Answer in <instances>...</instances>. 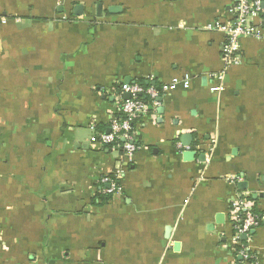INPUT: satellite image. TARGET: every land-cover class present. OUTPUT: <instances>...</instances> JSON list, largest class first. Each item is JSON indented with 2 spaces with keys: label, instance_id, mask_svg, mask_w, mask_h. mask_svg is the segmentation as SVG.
I'll return each instance as SVG.
<instances>
[{
  "label": "crops",
  "instance_id": "0c3cea01",
  "mask_svg": "<svg viewBox=\"0 0 264 264\" xmlns=\"http://www.w3.org/2000/svg\"><path fill=\"white\" fill-rule=\"evenodd\" d=\"M237 3L0 0V264H243L241 246L264 264V17L225 69ZM125 84L163 99L129 161L98 142ZM116 171L122 192L102 195ZM238 199L260 218L239 240Z\"/></svg>",
  "mask_w": 264,
  "mask_h": 264
},
{
  "label": "built area",
  "instance_id": "2783aa9c",
  "mask_svg": "<svg viewBox=\"0 0 264 264\" xmlns=\"http://www.w3.org/2000/svg\"><path fill=\"white\" fill-rule=\"evenodd\" d=\"M234 20L228 24L219 27V30L225 35L226 44L223 49V60L225 69L231 66H240L242 59L240 56V43L244 38H261L263 36L262 29L253 25L251 18L262 14V0H238L236 8L232 11ZM6 19L0 18V23L6 24ZM214 27L209 26L212 30ZM224 74L220 75L222 79ZM209 78H218L217 75H209ZM192 77L188 74L182 77H176L166 90L175 91L178 89H189ZM122 92L129 95L119 109L120 115L114 116L109 123V132L103 133L99 137L101 145L118 147L123 151L124 158L131 160L139 150L136 141L135 127L139 120L148 112V104L143 99L149 98L155 101L159 97L156 89H146L141 84L123 85ZM122 173L116 171L110 175L101 178L102 195L115 196L119 195L123 188L121 187ZM232 221L235 231V237L239 240L242 236H249L253 231L260 227V218L254 212L253 207L248 201L238 199L232 203ZM237 255L244 260L243 264H255L254 257L250 254V250L241 246L237 251ZM251 261V262H248Z\"/></svg>",
  "mask_w": 264,
  "mask_h": 264
},
{
  "label": "water",
  "instance_id": "95a60500",
  "mask_svg": "<svg viewBox=\"0 0 264 264\" xmlns=\"http://www.w3.org/2000/svg\"><path fill=\"white\" fill-rule=\"evenodd\" d=\"M82 13H83V7H81V6H77V7H75V14L76 15H82ZM98 13H99V11H98ZM100 14V13H99ZM127 82H129V80H127ZM126 98L128 99L129 98V95H127L126 96ZM157 102L158 103H162L163 102V99L162 98H158L157 99ZM162 110V109H161ZM161 112V111H160ZM194 157H195V153H192V152H186V153H184V159H185V161H192L193 159H194ZM201 160L202 161H204L205 159H204V155L201 157ZM242 238H246V236L244 235Z\"/></svg>",
  "mask_w": 264,
  "mask_h": 264
},
{
  "label": "trees",
  "instance_id": "16d2710c",
  "mask_svg": "<svg viewBox=\"0 0 264 264\" xmlns=\"http://www.w3.org/2000/svg\"><path fill=\"white\" fill-rule=\"evenodd\" d=\"M142 85V84H141ZM144 100H145V102L149 105V103H151L152 101L149 99V98H147V97H144L143 98ZM107 197H109V196H107ZM107 197H104V198H106L107 199ZM248 262H251V261H248Z\"/></svg>",
  "mask_w": 264,
  "mask_h": 264
}]
</instances>
